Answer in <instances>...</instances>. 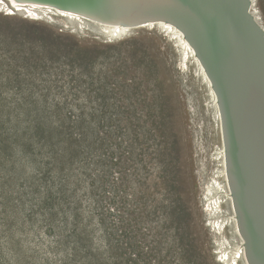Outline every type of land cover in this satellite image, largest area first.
<instances>
[{
    "label": "rangeland",
    "instance_id": "374dc122",
    "mask_svg": "<svg viewBox=\"0 0 264 264\" xmlns=\"http://www.w3.org/2000/svg\"><path fill=\"white\" fill-rule=\"evenodd\" d=\"M249 2L264 31V0ZM11 5L0 2V264H250L224 116L189 33L156 16L114 30L88 10Z\"/></svg>",
    "mask_w": 264,
    "mask_h": 264
},
{
    "label": "bare ground",
    "instance_id": "6f19581e",
    "mask_svg": "<svg viewBox=\"0 0 264 264\" xmlns=\"http://www.w3.org/2000/svg\"><path fill=\"white\" fill-rule=\"evenodd\" d=\"M11 1L14 3V5H16L17 8H19V9L22 8V10H29V11L33 10V11L39 12V10H43V9L48 8V7H51L52 9L57 11L61 16H68V17H69V14H74V15L76 14V15H79L80 17H82L83 11H81V10H88L89 12H91L93 14L94 17H96L98 19L97 22L102 23V24L106 23V22H102L103 18L106 17V15L112 16V14H110L111 10L108 8L109 7L108 5L105 6V5L97 4V6H93V5L86 6L85 0H55L54 5L46 4L40 0H0L1 4L2 3L7 4L10 6L11 10H16V8L11 5ZM164 1L165 0H146L147 4H144V3L142 4L141 2H139L137 0H133L132 2H130V4H131V7L129 8L130 12H126L124 14L121 13L120 15H116V13H114L115 16H113V17L119 16L117 19H114V20H116L115 21L116 23H114V25H112L114 27V30H117V29L122 30V29L129 27L131 25L140 24L141 22H145V21L152 22L153 19H155L156 17H159L158 18L159 21H165L168 23V24L165 23V26L172 27V29L174 31H175V29H177L179 32L185 31L188 34L189 32L186 29V27L183 25V23L180 20L178 21V20H176L170 16L172 12L171 13L169 12V10H168L169 6L166 7V3H164ZM198 1H200L202 3L204 2L206 4V8H208V10L207 9H205V10L200 9V10L191 11V8H188V11H187V8L183 9L182 7L179 8L177 6L178 7V8H176L177 12L179 9L182 8L183 12L185 14H187L189 16V18L191 19L194 33L197 36V38L200 40V42L202 43V47L204 48L205 52H207L206 55H208L207 58L209 57L208 59H209V61H211L212 65H213V69H214L215 74H216L215 76H217V80H219L218 82L221 83V84L220 83L219 84L222 85L223 89L225 88V90H226V86L224 85V83L222 81V79H223L222 72L217 66L218 57L216 59L215 56L210 53V50L206 46V42L204 41L202 36L199 35V31H198L199 25H197L198 22L196 21V17H197V19L200 18L201 16L203 18H206L207 19V20L205 19L206 23L209 26V28L211 29V31L213 32V30H214V33L216 36L223 37L224 44L228 45V49L230 52V54L228 53L230 61L227 64L230 65V68L232 69V72L234 73V81L232 82V78H231V82H230V85L232 86V90H233V97H235L237 101H240L242 97L247 98V102L242 106L243 112H247V111H245L246 108H244V107L249 108L250 112L254 116V118L252 119V122L259 124L260 126H264V125H262V121H260V117H259V115L261 114L262 115L261 118L264 119V60H263L262 56L260 57V53L257 51L259 48L253 44V40L251 38L252 37L251 35L246 34V32H242V31L240 32L241 27L238 24L239 22H235L233 17H231V16L229 17L230 14H227L225 12V10L219 4H217L216 1H215V3H213V0H198ZM235 1L238 3V5L236 7L240 10V12L243 15L247 16L248 15L246 13L248 10L247 7L250 6L249 0H245V1L244 0H235ZM69 4H73L78 9L77 10L74 9V11H72V9H70L68 7ZM220 4H221V2H220ZM155 5L161 6V7H163V9L162 8H153V6H155ZM183 7H185V5ZM72 8H74V7H72ZM171 8H169V9H171ZM171 10H174L173 12H176L175 9H171ZM157 13H159L160 15H157ZM30 14H32V13H30ZM35 14H37V13H35ZM178 14H180V13H178ZM139 16H141L142 17L141 19H143V20L140 19L141 21L134 22L136 17H139ZM94 20H95V18H94ZM247 20H249V19H247ZM231 23H233V24H231ZM249 23L252 24L251 26H252L255 34L258 36V38L259 37L261 38L263 35L262 33L264 31H262L261 28H259L261 31L258 29V27H257L258 25L256 26V24L254 23L252 18L249 20ZM182 34H183V32H182ZM188 35H189V37H188L189 40L193 43V39H192V37H190L191 36L190 33ZM183 38H185V37H183ZM260 38H259V40H260ZM193 45H194V43H193ZM260 45L262 47H264L263 42L260 43ZM194 48L196 50L195 56L196 57L199 56V58L198 57L197 58H198L199 62L201 61L200 64L202 63L201 65H204L208 68L207 58H205L202 55L199 48H197L195 45H194ZM194 48H193V50H194ZM257 55H259V59H258ZM246 66H249V67H246ZM207 75H208L207 77H208L209 81L212 82V84L215 88V91L217 92L216 93V99H217L219 107H220V105L222 106V103L220 104V102H222V98H221V94L219 93V90H217V82L215 80L216 78H215V76H213V74L210 72L209 69L207 70ZM223 116H224V114H223ZM242 117H243V115H242ZM224 125H225V123H224ZM244 125H247V123L245 122ZM246 137L248 139H253L249 130L247 132ZM223 143L225 145V152L227 151L226 152V154H227L226 155V158H227L226 159L227 160L226 169H227V176L229 178L230 187H231V191L229 190L230 197H231L232 202L236 203V212H235V214H236V216H235L236 225L238 226V224H239V229L241 231H243V229H244L246 234H247V236H245V234L243 233L244 237H245V239H244L245 248H246V250H248L247 252L249 253V251L253 250V248H254L255 252L257 253L256 255H258L259 258H261V260L258 261V264H264V254H261L264 252V242H263V245H261L262 247H260L258 241H256L257 238L255 239V236H254L255 233L253 234V232L250 230V227L248 226V224H249L248 217H245L243 215V210H242L241 204H237L238 202L239 203L241 202L240 191H243V190L240 189L241 188L240 182L237 181V179L239 180V178L237 177V179H236L234 176V173H233L234 171L232 172L231 162H230V158H229V150H230L229 139L227 138L226 132H225V137H223ZM257 153H259V155H261L262 157L264 155V154H262V152H259L258 149H257ZM263 159H264V157H263ZM242 196H244V194ZM245 218H247V221L245 220ZM246 226L248 227L250 232L248 231V229H246L247 228ZM237 230H238V228H237ZM245 248H244V250H245ZM260 249H261V251H260ZM249 260H250L249 261L250 264H256V262H254L251 257Z\"/></svg>",
    "mask_w": 264,
    "mask_h": 264
},
{
    "label": "water",
    "instance_id": "95a60500",
    "mask_svg": "<svg viewBox=\"0 0 264 264\" xmlns=\"http://www.w3.org/2000/svg\"><path fill=\"white\" fill-rule=\"evenodd\" d=\"M47 1L53 2L54 0ZM85 1L86 6H97V4L105 6L108 5V8L111 10L110 14H112V16L106 15L103 20H114L119 17H113L115 16L114 13H116V15H120L121 13L124 14L126 12H130V2H132L133 0ZM137 1L141 2L142 4H147L146 0ZM215 1L225 10L227 14H230L229 17L231 16L234 18L235 22H239L238 24L241 27L240 32H246V34L252 36L251 38L253 40V44L259 48L257 51L260 53V57L262 56L264 60V47L260 45V43H264V32L262 33V37H259V40L258 36L255 34L251 26L252 24L249 23V20L252 18L256 26L258 25L249 13V9L246 12L248 14L246 16L243 15L240 10L236 7L238 3L235 0H213V3H215ZM164 3H166V7L169 6V8L172 7L171 9L176 10V12H173L174 10L168 8L169 12H172L170 16L178 21L180 20L183 23V25L190 33V37H192L194 45L199 48L202 55L207 58V52H205L204 48L202 47V43L194 33L191 19L182 10V8H187V11L188 8H191V11L200 9L208 10V8H206V4L198 0H165ZM157 5L153 6V8L163 9V7ZM184 5L185 7H183ZM177 6L179 8L182 7L178 10V12L176 9L178 8ZM157 15L160 14L157 13ZM205 19L206 18H203L202 16L198 19L196 17V21L198 22L197 25H199V35H201L204 41L206 42V46L210 50V53L214 55L216 59L218 57L217 66L222 72V81L226 86L225 90V88L223 89L222 85H220L221 83L218 82L219 80H217V76H215L216 74L213 69V65L211 61H209L208 57V69L216 78L215 80L217 82V90H219V93L221 94L222 98L221 108L224 114L225 132L227 134V138L229 139V158L231 162V168L232 172L234 171L233 173L235 178H239V180L237 179V181L240 182V189L243 190L240 191L242 202L240 203L242 206L243 215L245 217H248L249 224H247L253 234L255 233V239L257 238L256 241H258L260 247H262L261 245H263L264 242V155L263 157L259 155V153H257V149L259 150V152H262V154H264V126H260L259 124L252 122L254 116L250 112L249 108L244 107L246 108L245 111L247 112H243L242 106L247 102V98L242 97L240 101H237L236 98L233 97V90L232 86L230 85V82L231 78L232 82L234 81V73L232 72L230 65L227 64L230 61L228 56V53L230 54L228 45L224 44L223 37H218L215 35L214 30L213 32L211 31V29L206 23L207 19ZM257 27L258 29L260 28L259 26ZM257 57L259 59V55H257ZM242 115L244 118L242 117ZM259 117L260 121H262V125H264V119L261 118L262 115L260 114ZM245 122L247 123V125H244ZM248 130L251 133L253 139H248L246 137ZM242 193L244 194V196H242ZM245 220L247 221V218H245ZM246 229H248V227ZM256 254L257 253L255 252L254 248L253 250L249 251V257H251L252 260L256 262V264H258V261L261 260V258H259V256ZM261 254H264V252Z\"/></svg>",
    "mask_w": 264,
    "mask_h": 264
}]
</instances>
